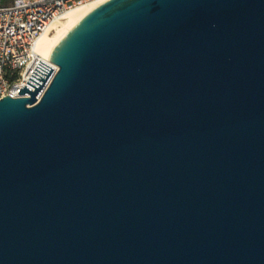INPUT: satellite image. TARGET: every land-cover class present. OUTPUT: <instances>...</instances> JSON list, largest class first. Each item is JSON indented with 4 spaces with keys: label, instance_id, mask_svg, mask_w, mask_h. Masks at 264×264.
I'll use <instances>...</instances> for the list:
<instances>
[{
    "label": "water",
    "instance_id": "95a60500",
    "mask_svg": "<svg viewBox=\"0 0 264 264\" xmlns=\"http://www.w3.org/2000/svg\"><path fill=\"white\" fill-rule=\"evenodd\" d=\"M48 61L0 99V264H264V0H107Z\"/></svg>",
    "mask_w": 264,
    "mask_h": 264
},
{
    "label": "built area",
    "instance_id": "2783aa9c",
    "mask_svg": "<svg viewBox=\"0 0 264 264\" xmlns=\"http://www.w3.org/2000/svg\"><path fill=\"white\" fill-rule=\"evenodd\" d=\"M101 1L107 0H0V99L20 97L24 86L34 91L26 83L39 62L54 67L34 51L52 23L69 10ZM52 70L43 90L57 67Z\"/></svg>",
    "mask_w": 264,
    "mask_h": 264
},
{
    "label": "bare ground",
    "instance_id": "6f19581e",
    "mask_svg": "<svg viewBox=\"0 0 264 264\" xmlns=\"http://www.w3.org/2000/svg\"><path fill=\"white\" fill-rule=\"evenodd\" d=\"M101 2H94L91 4L83 5L68 12L64 13L63 16L56 22L52 23L45 34L38 38L35 43L34 51L35 53L44 59L46 62L52 51L65 36V34L89 11L100 5ZM62 19V22L60 20ZM52 65V63H50ZM52 69L56 66L53 65Z\"/></svg>",
    "mask_w": 264,
    "mask_h": 264
},
{
    "label": "rangeland",
    "instance_id": "374dc122",
    "mask_svg": "<svg viewBox=\"0 0 264 264\" xmlns=\"http://www.w3.org/2000/svg\"><path fill=\"white\" fill-rule=\"evenodd\" d=\"M60 22H62V19L60 20Z\"/></svg>",
    "mask_w": 264,
    "mask_h": 264
}]
</instances>
